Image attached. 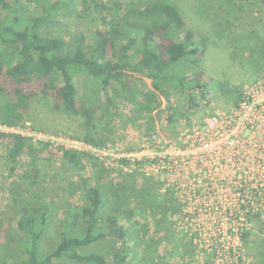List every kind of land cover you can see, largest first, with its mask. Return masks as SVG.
<instances>
[{"label":"rangeland","instance_id":"rangeland-1","mask_svg":"<svg viewBox=\"0 0 264 264\" xmlns=\"http://www.w3.org/2000/svg\"><path fill=\"white\" fill-rule=\"evenodd\" d=\"M52 1L24 2L18 10L20 25L32 24ZM68 1L70 5L60 4L51 22L40 30L73 45H92L98 30L115 24L134 23L144 28L166 19L161 12L146 8L158 0ZM172 1L184 16L185 30H192L206 43L199 63L185 58L167 70L184 76V85L177 79L162 80L157 90L146 68L143 73H133L137 95L129 97L112 81L108 102L96 78L78 75V96L99 109L92 126L79 114L64 107L56 109L48 96L39 94L18 103L0 91V120L5 114L18 113V123L29 122L39 130L79 139L91 134L100 142L96 144L116 151H172L165 161L161 157L140 163L121 160L107 168L91 155L69 162L63 151L28 140L26 149L13 160L0 134V264H27V237L15 226L22 208L35 203L54 208L55 215L45 225L36 215L37 229L42 232L39 254L44 257L65 231L58 211L62 207L81 211L86 191L95 186L108 191L109 201L102 214L116 212L131 227L132 254L126 264H264V208L243 211L241 219L235 220L192 216L188 211H197V205H188L187 198L193 195L181 184V170L168 166H176L175 159L180 156L173 151L185 147L189 135L200 131L217 113L237 106L250 89L264 83V2ZM185 30L179 35H185ZM101 165L109 173L106 181H99ZM84 233L81 222L67 230L71 236ZM116 246L117 239L111 235L79 251L112 256ZM52 264L91 263L63 255Z\"/></svg>","mask_w":264,"mask_h":264},{"label":"trees","instance_id":"trees-1","mask_svg":"<svg viewBox=\"0 0 264 264\" xmlns=\"http://www.w3.org/2000/svg\"><path fill=\"white\" fill-rule=\"evenodd\" d=\"M33 1L0 0V14H3L0 16V91L18 103L27 102L39 94L48 96L56 109L64 107L81 115L88 126L94 124L99 109L78 96V75L89 74L96 78L106 100L111 102L112 81L118 82L129 93V97L135 96L137 91L133 73H143L146 68L150 69L148 76L153 79L152 84L157 90L162 80L177 79L184 85V76L168 73L167 70L185 58L197 64L206 52V43L202 38L192 30H185L184 16L172 0H158L146 7L161 12L166 17L165 21L144 28L134 23H124L122 27L115 24L109 29L98 30L96 42L87 46L73 45L63 37L40 30L43 24L51 22L60 4L70 5L68 0H53L42 15L33 18L32 24L20 25L19 8L24 2ZM182 30H185V35L180 36ZM19 118L18 113L5 114L1 120L13 124L18 123ZM2 137L10 147L13 160L28 146V139L20 135ZM85 139L100 143L91 134H87ZM83 155L68 149L62 152V156L69 162H78ZM31 172L36 175V171ZM108 176V170L101 165L99 181H106ZM84 201L81 211L69 207H62L58 211L63 215L65 231L56 247L44 257L39 254L42 232L37 229L36 215L40 216L45 225L55 215L54 208L47 203H35L21 209L15 226L27 237V264H52L63 255L91 264L128 262L132 254L129 244L131 227L118 213L103 215L101 212L103 205L109 201L108 191L100 186L89 187ZM78 222L84 224L85 233L73 236L67 234L68 228L76 226ZM111 235L117 239L112 256L79 251L80 247Z\"/></svg>","mask_w":264,"mask_h":264},{"label":"built area","instance_id":"built-area-1","mask_svg":"<svg viewBox=\"0 0 264 264\" xmlns=\"http://www.w3.org/2000/svg\"><path fill=\"white\" fill-rule=\"evenodd\" d=\"M0 134H16L61 151L91 155L107 168L121 160L140 163L145 158L161 157L165 161L172 156L168 148L116 151L86 139L42 131L29 122L9 124L0 120ZM173 153L180 156L175 159L180 163L168 166L176 172L181 170V184L193 195L188 196V205H197V211H188L192 216L235 220L241 219L243 211L263 209L264 83L250 89L237 106L208 119L200 131L189 135L185 147Z\"/></svg>","mask_w":264,"mask_h":264}]
</instances>
